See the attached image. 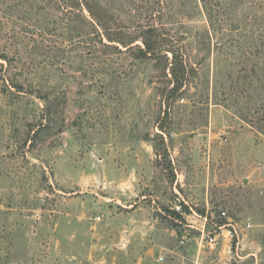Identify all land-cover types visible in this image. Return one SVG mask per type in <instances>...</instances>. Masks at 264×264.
Returning a JSON list of instances; mask_svg holds the SVG:
<instances>
[{
    "label": "rangeland",
    "instance_id": "374dc122",
    "mask_svg": "<svg viewBox=\"0 0 264 264\" xmlns=\"http://www.w3.org/2000/svg\"><path fill=\"white\" fill-rule=\"evenodd\" d=\"M183 262L264 264V0H0V264Z\"/></svg>",
    "mask_w": 264,
    "mask_h": 264
},
{
    "label": "built area",
    "instance_id": "2783aa9c",
    "mask_svg": "<svg viewBox=\"0 0 264 264\" xmlns=\"http://www.w3.org/2000/svg\"><path fill=\"white\" fill-rule=\"evenodd\" d=\"M176 192L178 194V197L174 203L173 210L176 214L178 213L179 215H181V217H177V218L185 217L186 214H188V213L189 214L194 213L196 215H199L198 212L196 210H194V208L189 204V202L181 195V193L177 189H176ZM185 207H188V210ZM221 217L226 219L227 222L217 224L216 227L218 230L215 232L208 230L206 222L203 224L202 227H199V228L196 227L201 233V239H200V245L201 246H203L204 243H206L211 248H214L218 244L219 236L221 235V233L227 232L228 235H230V236L239 237V233L242 229L244 230V229L251 228L253 225L251 222H246L244 228H242L238 222L234 221L228 215L227 210L221 211ZM203 218L205 221L208 220V216H203ZM192 227H194V226H192ZM219 230L221 231L220 233L218 232ZM188 241H189L188 236L184 235V236H182L180 243L182 245H186L188 243ZM164 260H165V257L163 255H160L158 258V261L162 262ZM182 264H186V262H183Z\"/></svg>",
    "mask_w": 264,
    "mask_h": 264
},
{
    "label": "trees",
    "instance_id": "16d2710c",
    "mask_svg": "<svg viewBox=\"0 0 264 264\" xmlns=\"http://www.w3.org/2000/svg\"><path fill=\"white\" fill-rule=\"evenodd\" d=\"M147 33H149V34L145 35L142 38V42H143L144 46L138 45V54H139V56H142V57H146V56L148 57L150 55H155V50H154L155 49V40L153 39L152 31L149 29V30H147ZM136 40L137 39H133L132 41H130V43H124V46H126L128 48H132L133 47L132 44ZM172 53H173L172 74L175 78V83H176V87L173 89V91H176V90L180 89L183 81L181 79L182 75H180L181 74L180 68H176V65L174 66V62L177 63V61H178V53H175L174 51H172ZM49 111L52 112V108H49ZM185 208L188 210V207H185ZM176 215L178 217H181V215H179L178 213Z\"/></svg>",
    "mask_w": 264,
    "mask_h": 264
},
{
    "label": "crops",
    "instance_id": "0c3cea01",
    "mask_svg": "<svg viewBox=\"0 0 264 264\" xmlns=\"http://www.w3.org/2000/svg\"><path fill=\"white\" fill-rule=\"evenodd\" d=\"M223 234H225V232H223Z\"/></svg>",
    "mask_w": 264,
    "mask_h": 264
}]
</instances>
